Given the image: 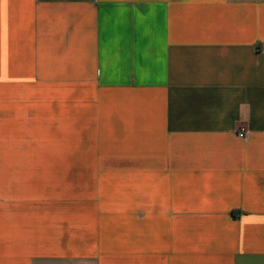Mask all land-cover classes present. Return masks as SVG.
<instances>
[{"label":"crops","instance_id":"0c3cea01","mask_svg":"<svg viewBox=\"0 0 264 264\" xmlns=\"http://www.w3.org/2000/svg\"><path fill=\"white\" fill-rule=\"evenodd\" d=\"M0 264H264V0H0Z\"/></svg>","mask_w":264,"mask_h":264},{"label":"built area","instance_id":"2783aa9c","mask_svg":"<svg viewBox=\"0 0 264 264\" xmlns=\"http://www.w3.org/2000/svg\"><path fill=\"white\" fill-rule=\"evenodd\" d=\"M237 135H238V137H240V138H245V137H246L245 132H242V131H239V133H238Z\"/></svg>","mask_w":264,"mask_h":264}]
</instances>
